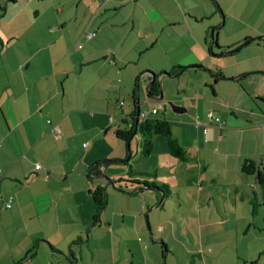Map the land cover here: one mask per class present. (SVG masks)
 Instances as JSON below:
<instances>
[{"label":"crops","instance_id":"crops-1","mask_svg":"<svg viewBox=\"0 0 264 264\" xmlns=\"http://www.w3.org/2000/svg\"><path fill=\"white\" fill-rule=\"evenodd\" d=\"M254 1L264 5L242 0V26L233 42H217L218 55L204 34L198 50L172 69L160 68L172 78L189 74L175 100L183 112L157 116L166 109L161 99L164 106L147 114L169 121L182 160L171 156L163 135L153 137L149 154L138 133L129 142L117 135L137 112L138 86L145 80L148 87L151 71L135 79L128 111L117 99L129 85L124 64L97 34L87 37L86 48L29 28L0 34V264L20 260L35 241V255L24 264H264V201L255 175L241 169L251 160L264 173V6L245 15ZM181 11L185 20L186 12L198 19ZM109 20L101 17L103 25ZM191 65L197 67L178 73ZM155 75L165 91L168 76ZM146 109L139 102V111ZM209 111L218 121L208 122ZM138 115L137 121L147 118ZM35 163L41 168L34 170ZM94 165L118 187L91 172ZM96 186L106 188L107 203L94 225ZM156 188L165 194L161 203Z\"/></svg>","mask_w":264,"mask_h":264},{"label":"rangeland","instance_id":"rangeland-1","mask_svg":"<svg viewBox=\"0 0 264 264\" xmlns=\"http://www.w3.org/2000/svg\"><path fill=\"white\" fill-rule=\"evenodd\" d=\"M127 1L129 4L122 7V3L117 4V0H16L15 2L10 0L0 5V34H10L11 31L19 34L28 30L25 28H29L38 37L49 38V33L53 36L59 35L67 39L71 48L78 45L86 48L89 42L85 34L96 31L95 37L101 39L105 46L116 51L119 62L124 64V77L129 81V85L121 88V94L114 96L124 103L121 109L129 111L133 108L132 87L141 73L148 70L159 75L162 67L172 69L173 61L183 59L191 51L199 49L198 39L204 34H207L205 40L208 47L211 43L212 29L219 44H224L227 40L233 42L236 36L233 31H237L236 27L242 26L238 18H245L240 11V7L244 4L242 0ZM254 3L249 5V10L245 14L247 17L254 9L256 13L264 6L262 1H254ZM181 9L189 10L193 16L197 15L198 19L192 18L189 12L185 11L188 14L185 20ZM117 10L120 12L117 13ZM222 13L223 24H221ZM105 16L111 20L103 25L101 17ZM121 16L130 17V23L123 24ZM173 20L178 23L173 24ZM57 42L59 47L61 44ZM17 43L15 47L18 46ZM203 43L204 39L201 40L202 45ZM24 44L21 42L20 48L24 47ZM121 64L119 63L118 66L121 67ZM163 71L167 70L163 69ZM184 73L173 78L164 77L165 91L162 87V100L166 103V109L161 110L157 116L160 117L165 112L174 113L169 103L177 105L175 101L176 95L179 94L177 88L189 75ZM118 78L115 77V80H119ZM143 78H146V75ZM138 87L141 107L146 109L155 105V100L147 97L145 80H142ZM173 95L175 97L172 99L168 97ZM261 209L264 207L262 206ZM262 215L263 213L258 215L260 221ZM144 222L146 225L145 217Z\"/></svg>","mask_w":264,"mask_h":264},{"label":"trees","instance_id":"trees-1","mask_svg":"<svg viewBox=\"0 0 264 264\" xmlns=\"http://www.w3.org/2000/svg\"><path fill=\"white\" fill-rule=\"evenodd\" d=\"M211 39H212V41H211L212 48L209 47V50L212 53H214V50H215L214 48L221 49L222 47L218 45L215 36L213 38L211 37ZM244 41H247V40H244ZM239 47H240L239 45H237L236 47H234V46L225 47L226 53L233 52V51L237 50ZM214 55H218V54L214 53ZM182 68L183 67H180L178 70H180ZM178 70L175 69L171 73L177 72ZM216 76L217 77H223V74L221 73V71H219L218 73H216ZM160 92H161L160 83L155 78L154 81L149 82V84H148L147 97L150 99H154L156 101L157 99H155L154 97H157L160 94ZM135 98L136 97H135V93H134L133 99H135ZM156 113H151V114L153 115ZM130 118H131L130 122L125 121L126 127L124 129H122V130L118 129L117 130V135L121 139H123L125 142H129L130 139L132 138V135L138 133L142 138V151H143V153L149 154L151 152L152 145H153V142H152L153 137L156 135H163L167 140V145H168L169 153L171 154V156H173L175 158H179L181 160L184 159L185 151H184L183 147L180 145L179 141L175 137L172 136L171 126H170V123L168 120H166L165 118L147 117L145 120H142V121L138 120L137 121L136 120V111L132 113ZM129 123H131L132 126H129ZM97 168L98 167L94 165L92 171L99 173L100 171ZM241 169L246 174L255 175L256 184H257L258 190H259L258 192H255V193L258 194V198L261 201H264V173H263V171H260L258 169V166L251 160L244 161ZM118 181L128 182L127 180H124V179H119ZM113 183H114V187L117 188L118 186H116V182L113 181ZM143 184L145 186H149V184L147 182H144ZM163 187H164V190L167 191L166 186H163ZM91 193H92L93 201L96 205V211L93 214L91 221H92V224L96 225L100 222L102 212H103L104 207L107 203V191H106L105 187L96 186L92 190ZM37 244H38V242L35 241V243L26 252L24 257H22L20 260H18L16 262H14L13 264H24L25 261L32 258L35 255V252L37 249Z\"/></svg>","mask_w":264,"mask_h":264},{"label":"water","instance_id":"water-1","mask_svg":"<svg viewBox=\"0 0 264 264\" xmlns=\"http://www.w3.org/2000/svg\"><path fill=\"white\" fill-rule=\"evenodd\" d=\"M223 22H224V16H223V13H222V21H221V24H223ZM213 35L215 36V34H214V30L212 29V30H211V37H212V38L214 37ZM211 41H212V39H211ZM246 42H247V41H243L242 44H241L240 46H242V45L245 44ZM209 47L212 48V43H210ZM211 54L214 55V53H212V52H211ZM194 67H197V66H196V65H191V66L183 67L182 69L179 70V73H180L181 71L185 70L186 68H194ZM160 75H165V76H168V77H169V76H173L172 74H170V73L167 72V71L162 72V73L159 74L158 76H160ZM155 78H156V75H155V73L152 72V73H151V80H150V82L154 81ZM162 97H163V94H162V90H161L160 94H159L157 97H154V98L160 101V100L162 99ZM135 104H136V107H137V112H136V113H137V115H138V112H139V100H138V97H137L136 100H135ZM169 105H170L172 111H174V112H183V111H184V109H183L182 107H180V106H178V105H175V104H173L172 102H170ZM133 135H134V134H133ZM133 135H132V136H133ZM128 156H129V153H128ZM100 163H104V161H103V162H100ZM90 171L92 172V170H90ZM96 176L104 178L108 183H110V184L114 187V183H113V181L110 180V179H108V177H107L106 175H104L103 173L96 174ZM142 187L144 188V186H142ZM142 187H140V188H142ZM138 189H139V188H138ZM156 189L159 190V191L161 192V198H160V201H159V203H161V202L164 200L165 194H164V193L162 192V190H160L159 188H156ZM145 218H146V221H147V213L145 214ZM147 227H149L148 221H147Z\"/></svg>","mask_w":264,"mask_h":264},{"label":"built area","instance_id":"built-area-1","mask_svg":"<svg viewBox=\"0 0 264 264\" xmlns=\"http://www.w3.org/2000/svg\"><path fill=\"white\" fill-rule=\"evenodd\" d=\"M95 35V32H87L85 34L86 37L90 38V37H93ZM123 102H120L119 104L121 105ZM164 106L163 102L161 101H157L155 105H153L151 108L149 109H146V110H142V111H139V115H138V119H144L147 117V114L148 113H156L159 109H161L162 107ZM207 117H208V122L209 123H212L214 120L218 121V118H216L214 115H213V112L212 111H209L208 114H207ZM131 125V124H130ZM129 125V126H130ZM41 168V165L39 163H35L34 164V170H37V169H40ZM0 176H1V170H0ZM12 197H9L6 201V204L5 206L8 208L11 206V203H12Z\"/></svg>","mask_w":264,"mask_h":264}]
</instances>
